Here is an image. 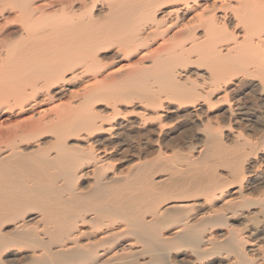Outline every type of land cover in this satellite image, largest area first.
I'll use <instances>...</instances> for the list:
<instances>
[{
	"label": "bare ground",
	"instance_id": "1",
	"mask_svg": "<svg viewBox=\"0 0 264 264\" xmlns=\"http://www.w3.org/2000/svg\"><path fill=\"white\" fill-rule=\"evenodd\" d=\"M0 264H264V0H0Z\"/></svg>",
	"mask_w": 264,
	"mask_h": 264
}]
</instances>
